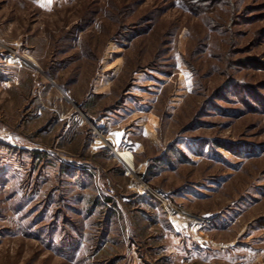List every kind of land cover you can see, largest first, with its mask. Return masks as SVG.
<instances>
[{"label": "rangeland", "instance_id": "rangeland-1", "mask_svg": "<svg viewBox=\"0 0 264 264\" xmlns=\"http://www.w3.org/2000/svg\"><path fill=\"white\" fill-rule=\"evenodd\" d=\"M217 1L0 0V264H264V0Z\"/></svg>", "mask_w": 264, "mask_h": 264}, {"label": "bare ground", "instance_id": "bare-ground-1", "mask_svg": "<svg viewBox=\"0 0 264 264\" xmlns=\"http://www.w3.org/2000/svg\"><path fill=\"white\" fill-rule=\"evenodd\" d=\"M116 156L127 168V171L133 175H135V165H134V160H133V155L131 152H116ZM137 176V175H135Z\"/></svg>", "mask_w": 264, "mask_h": 264}, {"label": "trees", "instance_id": "trees-1", "mask_svg": "<svg viewBox=\"0 0 264 264\" xmlns=\"http://www.w3.org/2000/svg\"><path fill=\"white\" fill-rule=\"evenodd\" d=\"M217 2H220V0H218ZM198 9V8H197ZM200 9V8H199ZM201 10V9H200Z\"/></svg>", "mask_w": 264, "mask_h": 264}]
</instances>
